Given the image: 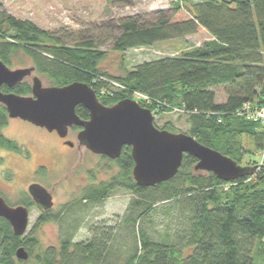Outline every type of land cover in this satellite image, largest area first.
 Masks as SVG:
<instances>
[{
    "label": "trees",
    "instance_id": "trees-1",
    "mask_svg": "<svg viewBox=\"0 0 264 264\" xmlns=\"http://www.w3.org/2000/svg\"><path fill=\"white\" fill-rule=\"evenodd\" d=\"M190 11L192 17L180 21L164 14L148 23L139 17L118 19L111 36L120 53L186 38L200 28L212 37L182 54L143 61L120 75L101 68L106 51L94 39L65 45L36 23L0 11V59L11 66L12 58L22 53L53 84L87 82L108 106L142 93L146 98L136 99L142 106L155 114L180 111L188 116L189 134L199 142L240 165L257 167V161H242L264 148V129L238 110L246 102L264 105V0H203ZM216 86L225 87V102H216ZM11 89L28 95L31 85L23 81ZM78 113L83 115L82 110ZM7 123V109L0 105V148L13 150L15 142L3 134ZM160 128L175 132L171 122ZM243 136L254 149L244 145ZM102 158L107 168L115 165L118 171L84 186L54 213L59 246L35 254L38 239L15 235L0 216V264H23L26 260L16 257L20 246L37 264H253L254 240L264 249V166L224 181L212 172L196 171L198 159L186 154L172 179L141 186L132 174L131 147L125 146L117 159ZM116 189L133 195L123 218L115 225L89 223V211ZM161 211L170 217L163 232L155 223ZM87 225L92 237L76 241Z\"/></svg>",
    "mask_w": 264,
    "mask_h": 264
},
{
    "label": "rangeland",
    "instance_id": "rangeland-1",
    "mask_svg": "<svg viewBox=\"0 0 264 264\" xmlns=\"http://www.w3.org/2000/svg\"><path fill=\"white\" fill-rule=\"evenodd\" d=\"M198 1L203 0H0V11L36 23L39 27L53 33L65 45H75L80 41L94 39L96 45L106 51V57L100 64L101 68L112 75H120L125 69H131L143 61L164 55L182 54L188 49L201 46L212 37L207 30L200 28L195 35L186 38L159 41L152 46L133 48L120 53L114 50L111 36L116 34L118 19L139 17L148 23L164 14L173 21H180L192 17L190 7ZM33 64L30 57L19 53L12 58V64L9 67L16 69L30 67ZM33 75L45 80L46 84L49 83L45 77L39 75L38 71ZM31 77H27V80L31 81ZM213 90L216 93V102L226 101L227 92L224 86L213 87ZM187 117L180 111H173L155 114L154 122L159 128L171 122L175 132L189 134L190 124ZM11 132L18 135V138L29 146L32 145L35 154L34 158L27 162L10 155L3 157L2 161L0 160V187L6 185L4 181L8 179V176L11 177V174L12 180L8 182L11 188L23 187L29 179L25 175L30 171L31 166L36 161L46 160V157L52 161L53 166V183H56L55 208H60L63 203L78 197L81 189L90 184L92 179L97 182L107 180L118 171L115 165L107 168V162L102 156L91 152L86 147L78 150L76 138L71 137L75 143L74 149H71L63 147L54 135L45 139L43 135L28 125L13 123ZM242 138L247 148L254 149V144L247 136ZM259 152L257 150L253 154H247L242 163L246 164L245 162L251 161L258 163ZM71 174L72 176L67 178ZM132 198L131 192L116 189L103 203L89 211V223L105 222L115 225L125 215ZM169 219L168 214L161 211L155 220L157 230L163 232ZM35 221L36 215H33L31 226L35 224ZM59 236L60 226L58 224L43 225L37 233L39 244L34 247L35 254L46 247L59 246ZM90 237L92 233L87 225L79 230L75 240L81 241ZM130 246L131 248L133 246L132 238ZM254 248L253 264H264V249L261 250V245L256 240H254ZM23 264H37V262L35 258H29Z\"/></svg>",
    "mask_w": 264,
    "mask_h": 264
},
{
    "label": "water",
    "instance_id": "water-1",
    "mask_svg": "<svg viewBox=\"0 0 264 264\" xmlns=\"http://www.w3.org/2000/svg\"><path fill=\"white\" fill-rule=\"evenodd\" d=\"M35 72L34 65L12 69L0 59V87L4 84L15 86ZM31 92V95H20L0 90V103L7 108L9 117L22 118L49 131L56 130L61 137H66L73 125L83 126L78 135L79 143L93 153L111 159L119 158L125 146L131 147L132 174L138 185L154 186L172 179L179 172L186 154L198 159L196 171L212 172L224 181L237 180L257 168L238 164L188 133L157 127L155 113L135 98H124L107 106L87 82L43 86L37 75L33 76ZM79 104L89 110V120L78 116L76 106ZM30 190L39 206L52 208V195L44 186L33 184ZM0 216L12 224L16 235L25 233L29 221L26 207H11L0 196ZM16 257L28 260L29 252L20 246Z\"/></svg>",
    "mask_w": 264,
    "mask_h": 264
},
{
    "label": "flooded vegetation",
    "instance_id": "flooded-vegetation-1",
    "mask_svg": "<svg viewBox=\"0 0 264 264\" xmlns=\"http://www.w3.org/2000/svg\"><path fill=\"white\" fill-rule=\"evenodd\" d=\"M39 75L45 77L49 82L48 84H46L45 80H42L39 77L42 81L43 86H62V85L53 84L52 80L43 73H39ZM33 76L32 77L29 76V77H31V81L27 80V78H25V80H24V81L30 83L31 90H32ZM12 87L4 84L0 87V90L4 93H9V92H13L11 89ZM31 93L32 92H30V94H28V95H31ZM99 97L100 96H98V98ZM99 100H100V98H99ZM0 105H3V104L0 103ZM81 110L83 111V115L78 113V111H81ZM76 112H77L78 116L80 117V119L85 120V121L90 119V112L83 104H79L76 106ZM13 123L21 124L23 126L28 125L32 129L36 130L38 133L43 135L45 139L48 136L54 135L56 137V139L58 140V142H60L63 147H69L71 149H74L75 143L71 139V137L76 138V140L78 142V145H77L78 150H80L81 147H85L84 145H81L79 143V140H78L79 132L83 129V126L73 125L72 127L69 128L67 136L61 137L56 130L49 131L45 127L38 126V125L33 124L32 122H29V121L24 120L22 118H19V117L18 118H11V117H9V114H8V123L3 128V134L8 139L15 142L16 148L13 150L0 148V160L1 161H2V158L3 157L5 158V156H7V155L17 157V158L21 159L22 161L24 160L26 162L30 161V160H32V158H34L35 150L33 149V146L32 145L29 146L26 142H24L20 138H18V135H15L14 133L11 132V126ZM67 142H72L73 144L69 145ZM101 156H104V155H101ZM45 159L46 160L42 159L41 161H36L35 164L33 166H31L30 171L28 173H26V175H25L26 178H29V179L27 180V182L25 183V185L23 187L11 188V185L8 182L12 180V174H11V177L8 176V179H6V181H4L6 183V185L4 187H0V196L4 198L5 202L9 206H11V207L23 206V207H26L28 209V213H29L28 226H27L25 233L23 235H20V236H24V237L31 236V237L37 238V233L43 225H45L47 223H56L53 220L54 213H57L59 211V208H55V187H56L55 184L56 183H53L54 175L52 173L53 172V166L51 165L52 161L46 157H45ZM109 159H111V158H109ZM74 173H75V171L72 174L74 175ZM72 174L68 175L67 178L72 176ZM31 178H33V179L30 180ZM90 183H98V182L96 180L92 179V182H90ZM33 184H40V185L44 186L47 189V191L52 195V199L54 202L52 208L46 209L42 206H39V204L36 202L35 198L33 197L32 193H31V190H30V188ZM64 204L65 203H63L62 205H64ZM33 215H36V221H35V224L33 226H31V218ZM56 224H58V223H56ZM11 227H12V231L14 232L12 224H11Z\"/></svg>",
    "mask_w": 264,
    "mask_h": 264
},
{
    "label": "built area",
    "instance_id": "built-area-1",
    "mask_svg": "<svg viewBox=\"0 0 264 264\" xmlns=\"http://www.w3.org/2000/svg\"><path fill=\"white\" fill-rule=\"evenodd\" d=\"M136 99L146 96L142 93H137L135 95ZM238 114L248 119L262 124L264 129V105H259L258 103L246 102L243 107L238 110ZM260 159L258 160V168L264 166V148L260 150Z\"/></svg>",
    "mask_w": 264,
    "mask_h": 264
}]
</instances>
